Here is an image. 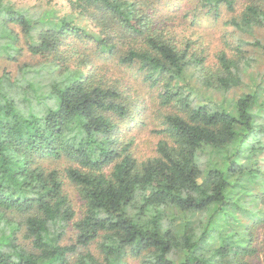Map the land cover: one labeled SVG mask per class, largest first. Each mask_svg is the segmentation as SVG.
Returning a JSON list of instances; mask_svg holds the SVG:
<instances>
[{"label":"trees","instance_id":"trees-1","mask_svg":"<svg viewBox=\"0 0 264 264\" xmlns=\"http://www.w3.org/2000/svg\"><path fill=\"white\" fill-rule=\"evenodd\" d=\"M66 1L80 12L94 8L97 16L87 15L105 30L112 24L116 39L97 38L72 17L57 16L52 5L0 0V55L16 60L26 49L54 67L24 64L19 77L0 72V264H129L132 258L140 264H252L256 246L249 237L236 244L242 238L237 229L257 221L264 233L258 207L264 191L252 195V207L233 192L251 193L246 179L262 171L264 68L252 89L224 103L208 96L195 101L197 88L181 80L195 69L206 89L241 88L254 61L251 50L264 55V0H247L227 19L245 38L227 42L229 51L216 53L215 68L204 66L191 40L169 34L167 20L155 13L160 0ZM236 2L197 0L214 17L222 7L236 11ZM11 25L20 28L24 47H17L20 35ZM71 36L98 42L121 63H138L145 79L161 86L160 103L173 111L162 116L158 132L166 138L154 155L138 158L125 128L140 121L142 108L94 68L79 69L85 53L73 47L62 53L60 44ZM119 44L128 47L122 52ZM46 160L67 165L47 167ZM65 183L82 201L77 219Z\"/></svg>","mask_w":264,"mask_h":264},{"label":"rangeland","instance_id":"rangeland-1","mask_svg":"<svg viewBox=\"0 0 264 264\" xmlns=\"http://www.w3.org/2000/svg\"><path fill=\"white\" fill-rule=\"evenodd\" d=\"M15 2V5L18 6H48L52 5V10L55 11L57 16H64L67 18L72 17L79 24H81L86 30L97 34V38H104L110 42H113V38L116 39L117 32L115 29L101 28L100 25H95L94 17L88 16L91 15L89 10L94 12L97 16V12L94 8H89L88 11L80 12L77 9L71 7L66 0H11ZM247 0H237L235 5L234 12L227 11L224 7L221 8V14L219 17H214L213 15L207 12V8H202L197 0H160L156 6V16H162L167 20L166 29L169 30L171 36H175L176 39L185 38L189 39L192 42L191 48L195 51L200 52L199 54L205 57L204 66H216L217 62V52L227 49V42H238L242 37L231 25L226 24L227 19L232 15L237 14L242 8L244 3ZM44 8V7H43ZM37 9V8H35ZM98 11V10H97ZM88 14V15H87ZM94 20V21H93ZM11 27L19 32L20 40L16 42V45L23 46L22 35L20 28L18 26ZM113 27V26H112ZM166 30V31H167ZM66 44V45H65ZM76 48L80 53H85L87 56V61L84 64L79 66V69H84L87 72L94 68L98 71V75H104L106 79L110 82L109 84H114L120 86V89H124L127 93L128 100L134 104L139 105L142 108V117L137 123H133L125 126V128L130 127L129 134L133 135L135 140V154L138 158H147L155 154V149L157 143L165 139V134L158 132L164 128L162 125V116L166 112L173 111L170 106L162 105L158 97L159 92L161 91V86L156 84L152 86L149 80L145 79L144 72L139 69V64L133 62L131 64H124L119 61L118 54L109 53L106 51V47L99 45L98 42H95L91 39L68 37L62 44H60V49L63 54H70L71 48ZM128 46L118 45L119 50H126ZM254 50V51H253ZM251 50L253 52L254 61L252 62L251 68L246 69L244 73V80L242 87L237 90H230L228 92L217 93L213 90L206 89L200 83V79L197 80V72L195 69L190 70L189 74L186 75V78L181 80L184 83L190 84L192 87L197 88V94L195 101H198L203 96H208L212 101L224 103L228 99H232L241 94L242 91H249L254 87V84L260 79L259 72H262L264 68V55L257 49ZM69 61L70 66H74L76 63L74 58L75 56L70 57ZM28 65L31 69L33 67L42 66L49 67L46 58L40 55H31L26 49L23 50L21 55H18L16 60H12L5 55H0V72L6 71L10 73L13 77H19V70L22 65ZM81 67V68H80ZM49 70H53L54 67L50 66ZM215 68V67H213ZM42 69V70H43ZM197 78V79H196ZM130 135V136H131ZM203 158L207 160L208 163L213 162L208 154H202ZM263 159V160H262ZM209 160V161H208ZM206 163V162H205ZM261 164L262 171L261 174L255 177L247 178V186H251V193H243V196L239 197V189L233 192V198L245 207L249 205L252 207L257 202L256 199H253L254 194L262 193L264 191V156L261 160L258 161ZM44 166L52 167L57 164V166L62 169L67 164L63 160H58L53 163L52 161H44L42 163ZM221 167H227L226 162H217L215 163ZM64 190L68 195L70 201L72 202L73 208L76 211L75 219H77L82 211V201L80 200L78 193L73 185L65 183ZM250 202V203H249ZM259 208H262L264 212V205L258 204ZM262 212V213H263ZM257 217H261L260 212H256ZM249 229H246L245 226H241L237 229V234L242 238L237 241H232L231 243L236 244H246L251 242L253 246H256V252L250 257L252 264H264L262 257V249L264 248V233L263 226L259 222L249 223ZM252 233V237L248 234ZM72 234L69 229L65 243L70 241ZM232 233L227 234L226 241L230 240ZM249 237V241H248ZM213 239V238H212ZM253 240V241H252ZM220 243L217 240H211L210 244L215 245ZM90 250L94 253H97L95 245H91ZM129 264H140L137 259L132 258L129 260Z\"/></svg>","mask_w":264,"mask_h":264}]
</instances>
